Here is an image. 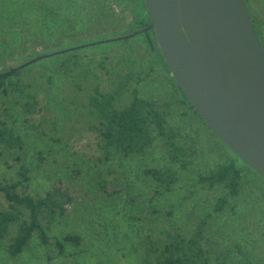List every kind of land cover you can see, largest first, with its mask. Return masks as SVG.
Wrapping results in <instances>:
<instances>
[{
	"label": "rangeland",
	"instance_id": "obj_1",
	"mask_svg": "<svg viewBox=\"0 0 264 264\" xmlns=\"http://www.w3.org/2000/svg\"><path fill=\"white\" fill-rule=\"evenodd\" d=\"M244 1L259 32L264 34V0ZM94 2L98 7L101 6L102 13H97L98 16L92 17L87 24L76 21L69 23L57 34L54 44L42 39H29L26 43H17L10 48L11 43L2 45L0 36V72L48 53L50 50L46 48L63 49L136 31L133 22L138 12L132 0ZM108 56L112 58L107 65L112 74H124L130 68L144 76L149 72V76L139 86L143 96H170V79L162 66L154 63L147 39L142 34L43 58L22 69L20 78L22 81L31 78L41 84V102L54 112L56 129L61 135L65 121L75 122L80 116L63 98L67 83L64 70L66 67L71 68L76 61L83 65ZM19 101L16 93L11 90L3 93L0 89V117L3 116L4 108L9 107L10 123L26 141L23 154L31 167V189L40 192L60 177L70 180L72 163L79 165L81 172L73 183L75 200L67 215L54 223L50 235L62 237L67 232H75L81 235L83 244L79 247L67 245L65 254L58 255L52 247L33 239L22 254L11 257L5 250V240H0V264H140L141 241L148 231L144 223L137 219L138 216L146 212L150 204H155L162 210L173 211L172 216L163 218L170 221L172 226L185 231L191 229L196 217L212 211L217 199L225 194L223 186L208 187L200 183L198 174L213 170L227 158H233L241 169L242 180L239 195L229 197L224 210L213 213L210 220L212 228L219 233L215 256H226L232 262L248 258L252 264H264V180L214 137L193 113L182 115V109L174 108L169 119V126L177 128L182 135H189L193 142L195 154L187 169H180L171 163L168 152L160 142L155 143L144 155H136L129 160L118 159L96 167L93 160L97 150L91 131H77L69 145L55 143L47 134L38 133L30 126L27 116L18 106ZM38 151L44 157L43 161L38 159ZM149 166H172L179 170L180 180L171 191L157 194L156 197L154 185L143 174ZM97 169L104 170L107 178H114L121 193L106 196L100 192L95 181ZM15 172L0 161V176L15 178Z\"/></svg>",
	"mask_w": 264,
	"mask_h": 264
},
{
	"label": "trees",
	"instance_id": "obj_2",
	"mask_svg": "<svg viewBox=\"0 0 264 264\" xmlns=\"http://www.w3.org/2000/svg\"><path fill=\"white\" fill-rule=\"evenodd\" d=\"M132 1L138 12L133 22L134 28L142 29L149 22L144 0ZM97 13H102V8L94 0H0L2 45L11 43V48L29 39H42L54 44L57 34L69 23L76 21L87 24L92 17L98 16ZM250 17L264 49V34L259 32L251 14ZM142 35L147 39L154 63L161 65L170 79L172 91L168 98L141 94L140 83L149 76V72L144 76L130 68L124 74H112L107 66L112 60L109 56L83 65L76 61L71 68L64 70L67 83L63 98L80 116L75 122L66 120L61 135L56 129L54 112L41 102L39 90L42 87L39 82L31 78L22 81L23 70H18L0 77V89L3 93L8 90L16 93L20 98L18 106L27 116L30 126L38 133L47 134L55 143L69 145L77 131H91L97 150L93 160L96 167L118 159L129 160L133 156L144 155L160 142L168 152L170 162L180 169H187L193 162L195 148L189 135H182L177 128L169 126L172 110L182 109V115L193 113L205 122L172 79L153 31H146ZM48 49L59 50V47L45 50ZM14 77L16 79L13 80ZM8 110L9 107H5L0 117V161L7 168L14 169L16 176H0V240H5V250L11 257L22 254L33 239L52 247L58 255H64L67 245L79 247L83 244V238L75 232L52 237L50 232L54 223L67 215L74 202L73 183L79 178L81 170L73 162L70 180L60 177L49 188L33 191L31 167L23 154L26 141L11 125ZM38 159L44 160L40 151ZM241 172L234 159L227 158L213 170L198 174L200 183L208 187L223 186L225 194L217 199L212 211L199 214L189 230H180L163 219L172 216V210H162L150 204L148 210L137 218L148 231L141 241L140 264H252L248 258L232 262L226 256H215L219 233L210 225L213 213L222 212L228 198L239 195ZM143 174L154 185L156 197L157 194L171 191L180 180L179 170L172 166H149ZM95 181L98 190L106 196L121 193L117 181L107 178L102 169H97ZM237 248L242 252L240 247Z\"/></svg>",
	"mask_w": 264,
	"mask_h": 264
},
{
	"label": "water",
	"instance_id": "obj_3",
	"mask_svg": "<svg viewBox=\"0 0 264 264\" xmlns=\"http://www.w3.org/2000/svg\"><path fill=\"white\" fill-rule=\"evenodd\" d=\"M147 26L50 51V56L152 30L174 82L209 129L264 179V49L244 0H144Z\"/></svg>",
	"mask_w": 264,
	"mask_h": 264
}]
</instances>
